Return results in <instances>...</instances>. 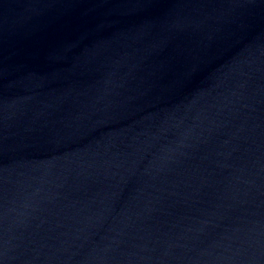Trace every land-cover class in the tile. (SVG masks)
Instances as JSON below:
<instances>
[{
    "label": "water",
    "instance_id": "water-1",
    "mask_svg": "<svg viewBox=\"0 0 264 264\" xmlns=\"http://www.w3.org/2000/svg\"><path fill=\"white\" fill-rule=\"evenodd\" d=\"M0 264H264V0H0Z\"/></svg>",
    "mask_w": 264,
    "mask_h": 264
}]
</instances>
